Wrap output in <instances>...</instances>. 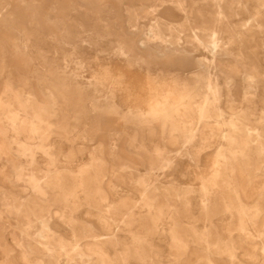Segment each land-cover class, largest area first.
<instances>
[{"label":"rangeland","instance_id":"rangeland-1","mask_svg":"<svg viewBox=\"0 0 264 264\" xmlns=\"http://www.w3.org/2000/svg\"><path fill=\"white\" fill-rule=\"evenodd\" d=\"M0 264H264V0H0Z\"/></svg>","mask_w":264,"mask_h":264},{"label":"bare ground","instance_id":"bare-ground-1","mask_svg":"<svg viewBox=\"0 0 264 264\" xmlns=\"http://www.w3.org/2000/svg\"><path fill=\"white\" fill-rule=\"evenodd\" d=\"M214 40H215V39H213V42H212V48H213V47H214V45H215V43H214Z\"/></svg>","mask_w":264,"mask_h":264}]
</instances>
